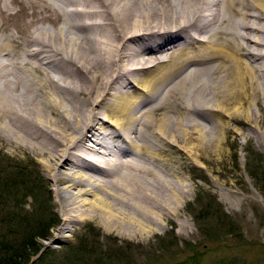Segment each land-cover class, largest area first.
I'll use <instances>...</instances> for the list:
<instances>
[{
	"label": "bare ground",
	"instance_id": "obj_1",
	"mask_svg": "<svg viewBox=\"0 0 264 264\" xmlns=\"http://www.w3.org/2000/svg\"><path fill=\"white\" fill-rule=\"evenodd\" d=\"M229 119L264 141V0H0V149L40 156L56 239L174 221Z\"/></svg>",
	"mask_w": 264,
	"mask_h": 264
},
{
	"label": "rangeland",
	"instance_id": "obj_2",
	"mask_svg": "<svg viewBox=\"0 0 264 264\" xmlns=\"http://www.w3.org/2000/svg\"><path fill=\"white\" fill-rule=\"evenodd\" d=\"M228 121L235 130L221 149L184 161L189 188L180 214L146 237L106 233L87 221L56 239L65 212L40 156L0 149V174L7 168L0 176V264H264V141ZM6 177L26 182L3 184Z\"/></svg>",
	"mask_w": 264,
	"mask_h": 264
},
{
	"label": "trees",
	"instance_id": "obj_3",
	"mask_svg": "<svg viewBox=\"0 0 264 264\" xmlns=\"http://www.w3.org/2000/svg\"><path fill=\"white\" fill-rule=\"evenodd\" d=\"M46 199H47V198H46ZM46 199H45V200H46ZM24 261H26V259H21V260H19V261L16 260V261H14L13 263L10 262V264H21V263L23 264Z\"/></svg>",
	"mask_w": 264,
	"mask_h": 264
}]
</instances>
